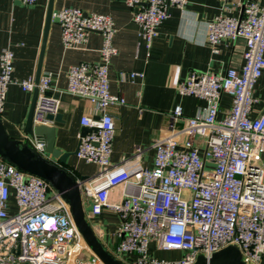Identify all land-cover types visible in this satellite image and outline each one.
<instances>
[{"label": "built area", "instance_id": "obj_1", "mask_svg": "<svg viewBox=\"0 0 264 264\" xmlns=\"http://www.w3.org/2000/svg\"><path fill=\"white\" fill-rule=\"evenodd\" d=\"M34 5L37 0H14ZM139 26L147 55L158 30L169 18V9L183 10L188 0H125ZM67 49L83 46L91 33L102 37L99 61L70 66L66 91L89 101L92 115L80 124L76 156L98 167L95 176L79 181L83 207L91 216L104 210L115 214L118 226L110 250L122 264H194L198 256L235 246L245 264H261L264 258V112L252 117L257 99L255 85L264 72V4L246 2L241 16L217 15L208 25L207 45L214 54L224 40L244 42L242 65L223 74L190 72L174 86L179 96L205 102L193 117H184L176 105L170 115L168 136L153 144L152 166L141 164L142 150L119 165L110 156L115 123L107 113L125 104L110 91L109 66L117 54L113 45V20L79 8L52 12ZM14 54L0 52V116L9 85L24 92L38 88L33 125L56 127L47 116L66 109L52 96L51 74L13 79ZM126 78L125 74L121 75ZM129 78L142 77L131 73ZM230 98L222 111V97ZM223 112V114H222ZM182 124V127H178ZM27 141L37 150L43 144ZM120 188V200L109 194ZM14 199L16 211L9 204ZM158 252L179 253L161 258ZM0 264H103L90 250L76 227L69 204L44 179L22 172L0 158Z\"/></svg>", "mask_w": 264, "mask_h": 264}, {"label": "crops", "instance_id": "obj_2", "mask_svg": "<svg viewBox=\"0 0 264 264\" xmlns=\"http://www.w3.org/2000/svg\"><path fill=\"white\" fill-rule=\"evenodd\" d=\"M248 1L264 4V0H188L183 10L170 8L169 18L160 26L149 55L139 37L140 28L134 22L132 10L125 0L53 1L54 12L62 8H79L86 13L109 16L113 20V45L117 54L109 66L110 91L113 95L122 96L125 104L107 109L115 123L110 156L112 165H119L139 148L142 150L141 164L150 168L154 157L153 144L168 136L167 127L173 108L180 105L184 117H193L205 107L204 101L179 96L174 88L190 72L223 74L230 67L240 68L244 50L241 39L222 41L219 53L214 54L206 38L211 19L217 15L239 18L241 8ZM47 4L48 0H37L34 5L0 0V52L5 49L13 52L12 77L16 81L35 80ZM101 45V35L91 33L83 46L67 49L61 42L59 25L52 21L49 28L41 75H52L50 94L58 98L62 108L66 109L61 115V122L55 127V147L62 152L73 153L77 149L84 128L80 124L81 117L94 116L88 100L66 91L67 71L73 65L98 62ZM131 73H141L142 77L129 78ZM122 74L126 75L125 79H122ZM254 97L257 102L252 117L264 112V72L255 85ZM31 99L32 92H24L16 83L9 85L0 120L12 139L27 140L23 127ZM222 99L224 112L230 105V98L223 95ZM178 127H182V124H178ZM260 164L264 168V155ZM63 168L74 173L78 179L93 177L98 172L96 165L76 155L70 156ZM120 192V188L112 189L110 201L118 202ZM9 208L11 213L16 211L13 198ZM83 208L95 235L110 251L115 244L117 216L104 210L93 217L89 214V207ZM156 255L171 258L178 257L179 253L158 252Z\"/></svg>", "mask_w": 264, "mask_h": 264}, {"label": "water", "instance_id": "obj_3", "mask_svg": "<svg viewBox=\"0 0 264 264\" xmlns=\"http://www.w3.org/2000/svg\"><path fill=\"white\" fill-rule=\"evenodd\" d=\"M53 1L48 0L42 42L38 57L37 69L35 73V84H38L41 76L42 62L45 52V46L52 23ZM16 3H20L16 1ZM21 4V3H20ZM38 96V88L35 87L32 92V99L23 127V133L43 144L42 150H37L27 140L19 141L9 137L2 121L0 120V158L7 163L15 166L22 172H26L44 179L56 190L61 197L69 204L73 221L81 233L85 243L90 250L101 260L103 264H122L116 259L110 251L101 243L95 235L91 225L85 217V212L81 200L78 178L70 174L63 168L66 160L76 155L77 149L73 153L62 152L55 147V127L44 125H33V113ZM47 119H54L61 122V115L55 117L49 115ZM89 131L83 128L81 135ZM87 177H80L79 181ZM194 264H245L241 260V254L235 246H228L212 254L210 258L200 255ZM264 264V258L261 262Z\"/></svg>", "mask_w": 264, "mask_h": 264}, {"label": "rangeland", "instance_id": "obj_4", "mask_svg": "<svg viewBox=\"0 0 264 264\" xmlns=\"http://www.w3.org/2000/svg\"><path fill=\"white\" fill-rule=\"evenodd\" d=\"M85 206H86V207H88V205H87V204H86ZM89 221H90V222H93L94 220H89ZM165 258H166V257H165Z\"/></svg>", "mask_w": 264, "mask_h": 264}, {"label": "trees", "instance_id": "obj_5", "mask_svg": "<svg viewBox=\"0 0 264 264\" xmlns=\"http://www.w3.org/2000/svg\"><path fill=\"white\" fill-rule=\"evenodd\" d=\"M69 173H70V172H69ZM70 174H72L73 176H75V174H74V173H72V172H71Z\"/></svg>", "mask_w": 264, "mask_h": 264}]
</instances>
